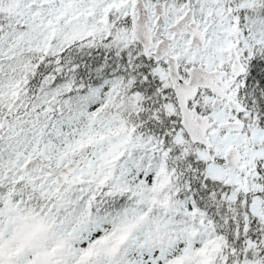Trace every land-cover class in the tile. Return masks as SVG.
<instances>
[{"label": "snow or ice", "instance_id": "obj_1", "mask_svg": "<svg viewBox=\"0 0 264 264\" xmlns=\"http://www.w3.org/2000/svg\"><path fill=\"white\" fill-rule=\"evenodd\" d=\"M0 264H264V0H0Z\"/></svg>", "mask_w": 264, "mask_h": 264}]
</instances>
